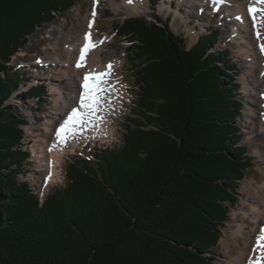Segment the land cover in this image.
Wrapping results in <instances>:
<instances>
[{
    "label": "trees",
    "instance_id": "1",
    "mask_svg": "<svg viewBox=\"0 0 264 264\" xmlns=\"http://www.w3.org/2000/svg\"><path fill=\"white\" fill-rule=\"evenodd\" d=\"M77 2L0 0V264H212L254 165L237 125L240 75L230 52L212 53L219 30L189 48L156 14L117 24L139 87L123 145L70 163L66 185L43 205L17 184L12 169L28 153L14 150L24 123L10 114L20 74L9 63ZM27 93L43 97L45 88Z\"/></svg>",
    "mask_w": 264,
    "mask_h": 264
},
{
    "label": "rangeland",
    "instance_id": "2",
    "mask_svg": "<svg viewBox=\"0 0 264 264\" xmlns=\"http://www.w3.org/2000/svg\"><path fill=\"white\" fill-rule=\"evenodd\" d=\"M212 1L215 2V0H208L207 3L203 4L198 0H161L156 11H154L152 1L148 0L147 8L141 9L138 12L129 8L124 0L101 1L98 15L96 14L95 17L98 21L96 30L98 40L103 41V43L99 44L96 50L99 49L104 61L118 60L120 63L124 61V67L119 66V73L116 74V77L124 76L129 90L126 94V99H124L125 104L123 103L121 107L119 118L116 119L115 135L112 139L107 140H112L114 143L108 142L107 145H103V142L95 144L92 142L89 143L84 151H82V146L86 143L84 139L80 141L81 148L78 147L74 151L70 149L71 145H69L68 153L61 163L60 173L55 181L48 186L47 193L55 190L57 187L66 185L67 168L74 160L84 158L93 162L96 160L95 153L99 152V150H104L107 147L120 148L123 145L126 126L130 123V119L133 118V114L137 110L136 103L139 101V87H137L138 85L134 76L136 66L130 60V56H132L129 51L130 43L125 38L117 35L115 26L122 24L123 21L131 17H144L148 21H155L153 14L158 15L163 20L169 19L173 33L185 38L189 47L195 45L202 35L212 34L216 30L220 31L219 42L214 50H212V53L225 50L230 52L233 64L240 75L238 83L240 84L239 93L243 106L240 118H237V125L243 136L241 145L248 149V156L254 163L253 167L247 170L244 179L247 178L252 181L255 187L264 185V129L262 127V123H264V98L262 97L264 83L263 87H260L261 83L254 73L258 65L260 72H262L263 65L261 60L260 63L259 60L254 61L258 56L250 57L251 60H249L247 57L250 54L240 55L239 48L244 47L242 43L246 40L248 41L249 36L238 33V31H245L244 26L238 24V21L232 16L230 11V7L233 8L239 4L238 0H227L226 6L222 7L221 4V7L218 9H215L216 7L211 4ZM230 1L231 3H235V5L228 7ZM247 4L242 2L240 5L248 18V23H250V18L246 13ZM93 7L94 2L92 0H78L76 6L64 15L57 17L54 24L45 25L43 28L38 29L36 34L29 37L26 47L21 49L9 63V68L15 75L19 73L24 76L20 77L23 79L19 81L16 92L11 95L9 101L12 118L24 123L19 125L23 135L14 150H23L26 154L28 153L26 161L22 164L23 168L14 167L15 169L12 170H18L16 173H13L18 185H26L36 192L38 190L37 185L40 184V181L42 182L41 178H43V174H46V166H44L45 155L42 158L44 164L41 165L39 159H37L38 156H41L40 154H36L43 149L39 148L37 152L34 149H37L36 147L39 144H42V148H45V140L49 141L54 134L55 128L53 125L49 126V119L53 120L56 118L55 102L57 100L69 102L70 98L63 96V94L70 92L66 89H70L75 85V81L80 84V77L78 76L77 78L72 76V79L74 78L72 81L63 80L62 75H66L69 77L68 79L71 78L69 73L66 74L65 67L58 66L55 68L56 66L53 63H48V66L51 68L39 69L38 66H35L36 60L39 57L41 59L50 58V60L53 59V61L56 60V63H59V59L61 60V57H59L60 53L65 48L64 43L72 44L74 36L81 33V27L85 24L88 16L92 15ZM92 18L93 16L90 17V20ZM226 19L228 21H225ZM245 23L243 22L244 25ZM194 34H198L199 37H194ZM250 35H253L252 31H250ZM245 51H251V55H254L257 52V45L250 42ZM249 64L253 67L252 72L250 71ZM60 67L63 71L57 72V77L54 78L55 72L59 71ZM245 80L248 85L247 89L244 84ZM38 85L45 88L43 97L27 95L30 87ZM52 86L60 90L61 94L55 95L54 91H51ZM70 109L71 107L67 108V111L63 115L68 113ZM139 120L142 121L141 119ZM147 126H150L147 129H153V126L149 124ZM42 166L43 169H41ZM241 183L242 181L239 182L238 189L234 192L237 201L235 206L230 209L229 219L222 230L223 233L237 232L242 215L241 205L249 207L251 204V201L247 199V195L240 192L242 190ZM235 210L239 212L237 215L234 214ZM248 227L250 226L248 225ZM251 229L252 227L250 230L244 231L242 237L231 243L229 251L226 250V247L220 241L219 245L208 256L211 258L212 264H228L231 261L237 264L238 255L252 253L255 242L254 238L251 239L249 236ZM248 262L249 259L246 260L245 264H248Z\"/></svg>",
    "mask_w": 264,
    "mask_h": 264
},
{
    "label": "bare ground",
    "instance_id": "3",
    "mask_svg": "<svg viewBox=\"0 0 264 264\" xmlns=\"http://www.w3.org/2000/svg\"><path fill=\"white\" fill-rule=\"evenodd\" d=\"M147 1L148 0H132V3H128V0H124V2L129 6V8H132V10H137L136 12H138L139 10L141 11V9H145L147 8ZM186 1V0H185ZM199 2L205 4L207 3L208 0H198ZM236 2V1H235ZM237 2H239L238 5H235V3H231V1L228 4V7H230V5H235L233 8L230 7V11L232 16L236 17L240 16L242 18L241 20H237L238 24H242L244 26L245 31H238V33L241 34H247L248 37V41H244V43H242V45L244 47L239 48L240 51V55H247L250 54V56L247 57V59L251 60L250 57H257L256 59H254V61L260 60L262 62L263 65V70L262 72H260L259 70V65L258 67L254 70V73L256 75V77H258L259 81H260V87H263V80H264V54L261 53L260 51V41L257 40V38L255 37V32L252 26V21L251 18L249 17L248 13V17L250 18V23H248V18L246 17V15L243 12V9L241 8V3H248L246 6V11H247V7L249 6L250 0H238ZM236 2V3H237ZM214 7H216L215 9H218L221 7L219 2H214L212 1L211 3ZM219 7H218V6ZM95 7V6H94ZM92 16V15H91ZM88 16L85 24H83V26L81 27V33L80 34H76V36H74L73 40H72V44H66L65 48L63 49V51H61L60 56L61 60L59 59V63H56V60L53 61L50 60V58H46V59H41L39 57V59H37L35 66L40 67L41 64H44L47 68H51L50 66H48V63H53L57 68L58 66H63L65 67L66 70V74L69 73L70 74V79H68L69 77H67L66 75H62L63 76V80L68 81V80H74V78L72 79V76L77 78L80 77L82 80V76L84 74L85 71L91 70V69H95L98 72H103L107 70V65L109 63L112 64V69H111V78L109 83L114 87L115 91L110 92L109 96L111 97V105L108 106L104 111H102L100 113V115L103 117L102 121H98L96 123V125L94 127H88L87 129H85L80 136L77 139H69L66 145H59L57 144L56 147H52L54 144H56V135L55 132L56 130L59 128L60 124L63 122V120L66 118L67 114L63 115L65 113V111H67V108L69 107H76V105H73L74 103L77 104V100H78V92H79V88L78 85L79 83L77 81H75V85H73L70 89H66L69 90L70 92L67 94H63V96H66V98H70L69 102H63L61 100H57L55 102V114H56V118H54L53 120L49 119V126L53 125L54 126V134L52 135V137L50 138L49 141L45 140L44 145L45 148H42V144H39V146H37V149H34L36 152L37 150H39V148L43 149L41 150V152H37L36 154H40L41 157H37V159H39L40 164L43 165L44 162V166H46V168L50 165V163L52 164V176L50 181H48V186L51 185V183H53L55 181V179L58 177L59 173H60V167L62 166L61 163L65 157V155L68 153V149H69V145H71L70 149L72 151L75 150V148L80 147L81 140H92L93 143H95L97 141V139H102L99 141L102 142H108L107 140H110L114 137L115 135V123H116V119L119 118V114H120V110L121 107L123 106L124 103V99H126V94L128 93V83L125 80L124 76H121L119 78L116 77V74L119 73V66L121 65V67H124V61L121 63L118 60H107L104 61L102 59V56L100 54L99 49L96 50V48H94L87 59V66L86 67H82L81 70L76 68V62H77V58L79 56V50L80 47L82 46L83 40H84V34L89 30L92 31L93 27L89 28V24H90V17ZM225 21H228V19H226ZM243 22H246L245 25L243 24ZM252 27V29H251ZM250 31H252L253 33V38L250 35ZM262 35H264V29H262ZM194 37H199L198 34H194ZM193 37V38H194ZM97 42H99V40L97 39ZM251 43H254L255 45H257V52L254 55H251V51H245L246 47H248ZM76 48V49H75ZM75 49V50H73ZM258 53V54H257ZM57 59V58H56ZM58 60V59H57ZM39 61V63H38ZM251 68V72L253 70L252 65H250ZM44 67V66H43ZM45 67V68H46ZM56 70V69H55ZM63 71V69L60 67L59 71L55 72V77H57V72ZM251 76V75H250ZM53 79V77H52ZM245 85H246V89L248 88V85L246 83V80L244 81ZM81 83V81H80ZM65 86V85H64ZM64 88V87H63ZM51 91H54L55 95L61 94V91L58 90L55 86L51 87ZM264 94V91H262V95ZM261 100H263L261 98ZM125 104V103H124ZM72 109V108H71ZM262 127L264 129V123H262ZM52 148V151H49V149ZM45 155V161H43V157ZM41 169H43V166L41 167ZM47 174V172H46ZM46 174L44 176H46ZM44 178V177H43ZM240 186L242 187V190L240 191L241 193H245L247 195V199L249 201H251V204L249 207L246 206H242V212H241V218H240V223L237 227V232L234 233H227L224 232L222 233V237L220 239L221 243L226 247V250H230V244L233 243L234 241H236L239 237H242V235L244 234V231L246 230H250V228L252 227L249 236L252 238L257 237V231L256 229H260V227L262 226V224L264 223V185H261L260 187H255L254 183L250 180H248L247 178L242 180V183L240 184ZM240 187V188H241ZM239 212L238 210H235V215H237ZM248 225L250 227H248ZM256 232V233H255ZM255 236V237H254ZM255 242V241H254ZM220 243V242H219ZM230 254V252H229ZM250 257L254 258V253L252 251V253L250 254H243V255H238V261L237 264H245L246 260H248ZM228 264H235V262H229Z\"/></svg>",
    "mask_w": 264,
    "mask_h": 264
},
{
    "label": "snow or ice",
    "instance_id": "4",
    "mask_svg": "<svg viewBox=\"0 0 264 264\" xmlns=\"http://www.w3.org/2000/svg\"><path fill=\"white\" fill-rule=\"evenodd\" d=\"M215 2L224 3L225 0H215ZM128 3H132V0H128ZM247 11L252 21L255 36L260 41V51L264 54V35H262V29H264V0H250ZM95 15L96 13L93 9V18ZM236 19L242 21L240 16H237ZM91 27L92 24L90 23L89 28ZM84 39L85 44L81 48V55L76 63L77 69L86 67L87 52L103 43V41L93 42L90 32L85 34ZM111 69L112 64L109 63L106 71L98 72L95 69H91L84 72L81 83L78 85L77 106L71 109L56 130V144L52 146L53 148L57 144L66 145L69 139H77L85 129L94 127L98 121L103 120L100 113L111 105L109 93L115 91L114 87L109 83L112 75ZM49 151H52V148ZM253 253L254 258L250 257L248 264H264V228L260 230L256 237Z\"/></svg>",
    "mask_w": 264,
    "mask_h": 264
}]
</instances>
